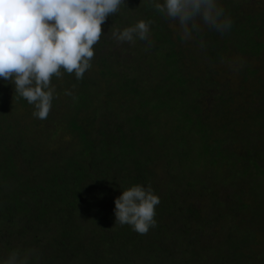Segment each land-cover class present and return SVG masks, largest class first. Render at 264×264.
I'll return each mask as SVG.
<instances>
[{
	"label": "trees",
	"instance_id": "trees-1",
	"mask_svg": "<svg viewBox=\"0 0 264 264\" xmlns=\"http://www.w3.org/2000/svg\"><path fill=\"white\" fill-rule=\"evenodd\" d=\"M219 2L232 29L202 31L199 53L174 39L153 0H125L101 26L83 79L63 70L52 78L44 120L0 78V231L28 232L29 246L18 250H34L29 264H203L201 237L218 226L226 234L212 239L230 262L261 264L252 251L264 233V11ZM139 20L151 21L150 47L111 39L112 29ZM232 51L245 56L238 67H227ZM163 115L174 120L170 145L161 142L168 129L154 128ZM173 160L182 185L153 182L155 165ZM137 184L160 200L156 226L143 235L115 225V199Z\"/></svg>",
	"mask_w": 264,
	"mask_h": 264
},
{
	"label": "clouds",
	"instance_id": "clouds-1",
	"mask_svg": "<svg viewBox=\"0 0 264 264\" xmlns=\"http://www.w3.org/2000/svg\"><path fill=\"white\" fill-rule=\"evenodd\" d=\"M125 0H0V78L14 85L15 94L33 106L34 118L44 120L52 107L51 81L64 73L83 79L91 68L102 25L118 13ZM153 7L178 26L181 40L191 41L205 29L229 33L233 21L219 0H153ZM151 21L139 20L123 30L112 29L117 44L150 40ZM199 46L204 47L203 41ZM70 94V93H69ZM115 225L138 234L156 226L159 197L151 187L134 185L117 197ZM34 250L11 251L0 264H29Z\"/></svg>",
	"mask_w": 264,
	"mask_h": 264
},
{
	"label": "rangeland",
	"instance_id": "rangeland-1",
	"mask_svg": "<svg viewBox=\"0 0 264 264\" xmlns=\"http://www.w3.org/2000/svg\"><path fill=\"white\" fill-rule=\"evenodd\" d=\"M234 1H236V0H231V2H232L231 5L233 7L239 6L242 11H247L249 13H254V14L255 13H261V12L264 11V0H237V4H233ZM220 3H221V5L223 7L228 6V4H226V3H222V2H220ZM139 7H142V8L145 7V3L142 2V4H140ZM166 21H167L168 28L171 30L172 36L174 37V39L180 38L178 26L174 22L169 21L168 19H166ZM259 33L263 35V41H264V31L261 30V31H259ZM181 43L187 49H192V50H194L196 52H199V53L201 52V47L199 46V44L195 43V39H193L191 41L182 40ZM228 55L231 58V60L228 61V64H227L228 66L227 67H231L232 65H235L236 67H238L236 65L237 62L238 63L245 62L244 61L245 59L243 58L245 56H243V54H241L239 52L235 53V51H232V52H229ZM88 70H90V69H88ZM223 77L227 78V79H230V80H233L235 82L238 81V79L236 78L237 75H235V74H233V77H232V74L223 75ZM208 81H209V79L205 80L203 82V84L207 83ZM100 84H103V83L100 82ZM72 93L74 95L76 93V90L73 91ZM210 94L212 95V94H214V92H212ZM61 96L68 97L65 92H63V94ZM205 97L207 98L209 96H205ZM236 98L239 99L238 97H236ZM66 104H68L67 101L64 102V104L62 106L63 109L65 108ZM163 117H167L169 119V116L163 115ZM168 119L163 118V120L161 122V125L159 127H154V128L156 130L160 131V132H161V130H164L165 128L168 129L167 131L164 132L165 135H164L163 139L161 140V142L164 143V144L170 145V142L172 140L171 130H172V128H174V126H172L171 122L174 123V120L173 119H169L168 120ZM63 135L66 136V137H69V135L66 134V133H64ZM66 137H64V139L62 140L63 142L70 141V138H66ZM63 142H61V143H63ZM169 153H171V155L170 156L167 155L162 161L168 162V157L171 160L172 152L170 151ZM162 157H164V155ZM204 160L202 159L200 162H203ZM175 161L176 160H173L172 162L174 164L171 163L170 166L163 165L162 163H159L158 165L156 164L155 168H156L158 173H157V176H156V178L154 179L153 182L161 181L163 184H164V182L168 183V185L171 183V184H173L172 185L173 188L177 189L179 187L178 185L183 183V181L180 180L177 177L179 175V173L177 171H178V169H182L183 167L179 165V166H177V170L173 169L174 167H176L175 166V164H176ZM262 165H263V168H264V164H262ZM200 169H204V167H201ZM168 170H171L173 172H168ZM187 170H188V168H187ZM200 173L201 174H205L204 171H199V174ZM166 174L167 175L168 174L173 175L174 178L171 177V176H167ZM199 174H198V177H200ZM203 176H205V175H203ZM190 177H193V179L195 180L196 175L193 174ZM256 179H257V182H258L259 178L256 177ZM214 185H216V184L215 183H209V186H214ZM246 192L248 194H245L243 196L245 198L251 199L252 197L250 196L251 195L250 191L247 190ZM178 198H180V196ZM198 199H199V197H198ZM222 210H225V209L223 208ZM210 215H213V214L209 213V212H206L204 214L205 218L210 216ZM213 221L217 222L218 224L220 222L222 223V221H217V220H213ZM219 227L220 226H218L216 229L215 228H208L207 229V234L206 235L204 234V236L201 237L202 238V240H201L202 245H206V247H205L206 248L205 249V256L203 258L204 259L203 260V264H233L232 262H230L226 258V254H225L224 250L216 249L217 247L222 248L220 246V245H222L221 244L222 240L220 238L219 239H215V240L212 239V235H213L214 231L219 236L226 234V229L222 228V227L219 228ZM10 230H11V232H10ZM10 230H8V229L4 230L3 229L2 231H0L2 233V236H1L2 238H0V242H2V243H0V257H2V259H3V257L6 258L7 254H8V253H6V249L4 247V244L5 245H9V247H12V249H14V247H18L17 249H22V248L25 247V245L29 246L28 242H29V238H31V236L28 235L27 231L21 229L20 232H19V229H18V230L13 232L12 229H10ZM12 236L14 237L15 241L12 240V238H13ZM7 239L9 240L8 244H7V242H5V240H7ZM253 240L256 241V239H254V238H253ZM258 240H259V244L257 243V245L254 246L252 254L254 256V259H256L257 261H260L261 264H264V233H261V236H260V238ZM219 241H220V244H218ZM230 254H232L233 256H239L240 255V253L237 252L235 250V248H233L231 250ZM29 258H30V256H29Z\"/></svg>",
	"mask_w": 264,
	"mask_h": 264
}]
</instances>
